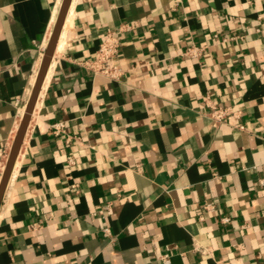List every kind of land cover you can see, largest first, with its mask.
I'll return each mask as SVG.
<instances>
[{"label": "crops", "instance_id": "1", "mask_svg": "<svg viewBox=\"0 0 264 264\" xmlns=\"http://www.w3.org/2000/svg\"><path fill=\"white\" fill-rule=\"evenodd\" d=\"M62 2L0 0V183ZM71 8L0 207V264H264V0ZM109 31L120 82L85 66ZM212 105L233 116L214 126Z\"/></svg>", "mask_w": 264, "mask_h": 264}, {"label": "water", "instance_id": "2", "mask_svg": "<svg viewBox=\"0 0 264 264\" xmlns=\"http://www.w3.org/2000/svg\"><path fill=\"white\" fill-rule=\"evenodd\" d=\"M73 0H63L61 8H60V12L58 15V19L55 25V28L53 30L52 36L50 38V41L48 43V46L45 50L43 59H42V63L40 66V70L38 72V76L36 78V82L34 84L33 90H32V94L30 97V100L26 106V111L25 114L22 118L21 124L19 126L18 132L16 134L11 152L9 154L8 157V161L1 179V183H0V207L3 201V197L8 185V182L10 180V177L12 175V172L14 170L16 161L18 159L20 150L22 148V144L24 141V138L26 136V132L32 117V114L34 112V109L36 107V104L38 102V99L40 97V93L42 90V86L44 83V80L46 78V75L48 73V70L51 66L63 27H64V23L66 21V18L68 16L71 4H72Z\"/></svg>", "mask_w": 264, "mask_h": 264}, {"label": "built area", "instance_id": "3", "mask_svg": "<svg viewBox=\"0 0 264 264\" xmlns=\"http://www.w3.org/2000/svg\"><path fill=\"white\" fill-rule=\"evenodd\" d=\"M121 47L122 38L114 32H107L94 59L86 62L85 66L91 71L93 76H103L112 82H120L124 75V70L118 63ZM202 51L203 50L192 47L187 50L185 55L197 57ZM210 108L211 111L209 116L214 126L227 123L230 117L233 116L231 108L215 105L210 106ZM69 163L74 164V160L71 159ZM224 221H228V219H225ZM162 259L165 264L169 263L167 256Z\"/></svg>", "mask_w": 264, "mask_h": 264}, {"label": "bare ground", "instance_id": "4", "mask_svg": "<svg viewBox=\"0 0 264 264\" xmlns=\"http://www.w3.org/2000/svg\"><path fill=\"white\" fill-rule=\"evenodd\" d=\"M71 11H72V8L69 10L68 16H67L66 21H65V23H64V29H66V28L69 27L70 21L72 20V19H71ZM64 29H63V30H64ZM59 47H61V46H60V42L58 43V47H57L58 50L60 49ZM50 71H51V66H50V68H49V70H48V73H47V75H46V78H45V80H44V83H43V86H42V90H43V88L45 87V84L47 83V80H48V78H49V73H50ZM42 90H41V91H42Z\"/></svg>", "mask_w": 264, "mask_h": 264}]
</instances>
